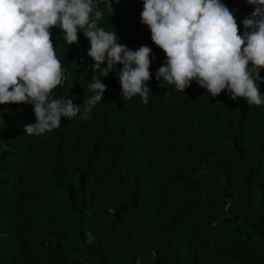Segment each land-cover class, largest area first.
<instances>
[{
	"label": "trees",
	"instance_id": "trees-1",
	"mask_svg": "<svg viewBox=\"0 0 264 264\" xmlns=\"http://www.w3.org/2000/svg\"><path fill=\"white\" fill-rule=\"evenodd\" d=\"M222 2L238 24L253 11ZM95 4L118 43L152 49L148 103L121 97L116 65L82 120L99 75L89 41L79 33L68 46L51 29L66 80L50 95L80 113L36 136L25 131L32 105H0V264H264V105L212 97L195 81L159 87L165 55L140 22L142 0H120L112 14L108 0Z\"/></svg>",
	"mask_w": 264,
	"mask_h": 264
},
{
	"label": "clouds",
	"instance_id": "clouds-1",
	"mask_svg": "<svg viewBox=\"0 0 264 264\" xmlns=\"http://www.w3.org/2000/svg\"><path fill=\"white\" fill-rule=\"evenodd\" d=\"M253 6L240 24L234 10L222 0H142L140 22L150 39L165 55L155 73L159 87L174 86L184 92L192 81L212 97L227 90L230 99L242 98L247 105H264L259 82H264V0H245ZM120 0H108L111 10ZM103 12L95 0H0V105L30 104L35 123L28 135L40 136L58 129L62 118H73L80 106L72 99L52 98L51 93L66 80L55 54L51 29L64 33L68 46L79 43V33L89 41L87 56L91 77L84 100L82 120L101 102L106 85L99 79L116 72L121 97H141L148 103L152 79L148 46L136 50L118 43L117 31L98 26ZM79 66V65H78ZM162 81V82H161ZM86 243L95 237L86 233Z\"/></svg>",
	"mask_w": 264,
	"mask_h": 264
}]
</instances>
